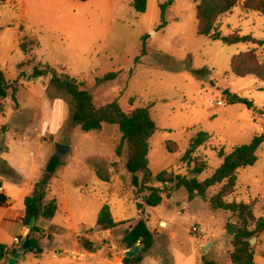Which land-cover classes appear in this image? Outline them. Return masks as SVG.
I'll list each match as a JSON object with an SVG mask.
<instances>
[{
	"label": "rangeland",
	"instance_id": "rangeland-1",
	"mask_svg": "<svg viewBox=\"0 0 264 264\" xmlns=\"http://www.w3.org/2000/svg\"><path fill=\"white\" fill-rule=\"evenodd\" d=\"M9 1L0 6V69L8 81L17 80L21 87L18 85L17 104L11 96L2 101L9 106V114L15 112L10 120L0 118V123L9 121L8 131L12 130L5 143L0 137V148L18 183L1 163L0 172L7 177L5 189L12 200H16L13 189L30 190L32 181L41 179L58 145L70 148L62 156L67 165L50 179L47 192V200H58L59 211L53 221L41 220L39 226L57 235L78 233L83 226L94 228L104 205H109L117 221H124L122 226H134L146 219L149 207L144 213L137 207L142 199L130 182L126 148L121 157L115 154L120 143L117 126L104 125L101 133H86L78 127L70 139L57 132V126L68 118L69 109L63 98L55 97L49 76L30 79L36 63L49 64L83 82L97 107L117 101L125 113L149 108L159 129L150 139L148 155L154 175L173 170L204 181L222 164L219 150L228 154L264 134V82L253 76L237 77L230 66L234 55L249 50H254L264 63V46L226 45L198 35L196 6L200 0H148L145 13L135 11L132 0ZM243 1L219 18L217 30L223 36L238 33L264 40V15L245 12ZM167 2L166 26L159 29L161 5ZM21 27L23 34L38 43L28 56L19 48ZM143 41L147 44L145 55L141 54ZM24 60L26 66L20 68ZM108 73H117V77L102 81ZM234 95L238 96L235 101ZM217 101H225L224 106L216 105ZM21 106L27 110L16 112ZM1 110L3 115V107ZM199 132L208 133L211 139L196 153L198 162L206 163L207 169L195 175L194 165L180 163V159ZM170 143L177 146V152L167 150ZM257 156L254 166L239 171L237 189L227 202L249 205L256 220H264V144ZM101 161L108 165L109 182L97 177L96 166L104 168ZM220 188H210L208 199ZM185 205L186 209L180 211ZM149 209L151 214L153 210L175 222L178 234L176 239L162 242L158 256L147 257L150 264H168L165 256L169 264H202L204 256L218 264L231 263L234 235L241 226L238 215L214 211L208 200L198 196L190 202L185 188L173 191L159 207ZM2 212L0 208V215ZM16 222L18 219L5 229L0 227L1 241L10 247H16L14 238L21 230ZM249 228L253 230L255 224L250 223ZM96 233L93 240L100 249L116 241L115 231L112 237L99 228ZM118 233L123 237V229ZM195 236L203 237L204 243L211 242L210 246L200 247ZM252 239L254 264H264V230ZM117 244L122 245V239ZM51 255L52 250L45 249L43 257L51 260Z\"/></svg>",
	"mask_w": 264,
	"mask_h": 264
},
{
	"label": "trees",
	"instance_id": "trees-1",
	"mask_svg": "<svg viewBox=\"0 0 264 264\" xmlns=\"http://www.w3.org/2000/svg\"><path fill=\"white\" fill-rule=\"evenodd\" d=\"M86 2L88 0H77ZM241 0H200L196 6L197 34L213 41L221 40L226 45L238 43H253L261 47L264 46V40H257L252 36H242L240 34L223 36L217 30V22L220 17L231 13ZM148 0H132V7L138 13H145L147 10ZM170 2L161 5L162 23L159 29L166 26L164 13ZM243 8L245 12L254 11L264 15V0H244ZM146 36H144L143 40ZM38 46L37 40L27 35L20 38L19 48L26 54L30 55ZM146 42L143 41L141 54H146ZM25 61L19 64L24 67ZM231 72L240 78L253 76L264 82V63L260 62L254 50L236 54L231 59ZM50 77V87L55 90V97L60 96L66 102L69 109V116L64 122L61 133L70 139L76 128H80L86 133L99 132L104 125L117 126L121 135L120 143L115 150L117 157H121L124 148H126V169L130 174V182L134 190L142 199V204H138L139 210L144 213L145 207H158L165 199H169L173 191L185 188L188 197L192 200L195 197H201L208 200L212 210L230 211L239 216L241 226L238 228L233 239V250L230 253V264H254V251L251 248V239L264 230V220H256L251 207L243 203L227 202L237 189L238 175L241 169L254 166L258 161V150L264 144V134L256 135L251 143L235 147L230 153L226 154L222 150L218 151V156L222 158V164L214 174L199 181L196 178H189L185 175L175 174L173 170L162 171L154 175L149 168L148 155L150 151V139L159 130L156 123L150 115L149 108H136L130 113H125L117 101H113L104 106L97 107L94 104L92 93L85 88L83 82L69 74L58 71L49 64L36 63L33 67V73L30 75L31 80L42 77ZM117 77V73H108L103 80L111 81ZM100 82L101 80H97ZM19 82L16 80L10 82L7 80L4 72L0 69V103L9 96L17 104L16 93L18 92ZM233 101L235 99L233 98ZM251 106V103H248ZM0 108V114H1ZM8 131L7 126L1 128L2 135ZM2 141L5 143L2 136ZM211 136L205 132H199L191 139L190 145L180 163L194 165L192 174L200 175L207 169L206 163H199L197 150L204 146ZM177 146L170 143L167 150L170 153L177 152ZM4 152L0 148V153ZM5 170L11 173L12 180L18 183V178L11 166L4 160H0ZM104 168L96 166L97 177L103 182H109L110 176L107 163L101 161ZM65 165V160L58 153H53L47 162L41 179L35 184L33 192L24 200L25 217L23 224L29 227L31 220L34 225L27 235L22 254L31 253L40 255L43 253L41 245V235L43 230L38 226L39 220L50 221L58 211L56 200H47V192L50 186V179ZM4 173L0 172V177ZM5 175V174H4ZM170 185V186H168ZM221 186L220 190L214 196L208 199L207 192L210 188ZM2 182L0 181V190ZM9 198L0 192V206L7 204ZM250 223L255 224V228H249ZM97 227L100 231H112L119 227L121 223H116L113 219L109 205H104L99 212ZM90 231H93L91 229ZM21 241L23 238H20ZM155 233L152 232L147 224L146 219H140L134 226L129 227V232H125L122 238V244L126 249H130L139 244L141 252L133 258L124 257L125 264H143L144 255L153 247ZM81 248L88 252H96L100 248L95 242L86 238L84 235L79 236ZM20 249L16 246L7 249L5 245H0V264L9 260L12 255ZM164 259L170 263L168 257ZM202 264H218L214 260H207L205 256Z\"/></svg>",
	"mask_w": 264,
	"mask_h": 264
},
{
	"label": "crops",
	"instance_id": "crops-1",
	"mask_svg": "<svg viewBox=\"0 0 264 264\" xmlns=\"http://www.w3.org/2000/svg\"><path fill=\"white\" fill-rule=\"evenodd\" d=\"M5 2L10 3L9 0H5ZM23 28L24 27L20 28L21 33L19 36V41H20V38L22 36H24V35L29 36L26 33L23 34V32H24ZM24 55L28 56L29 54L28 55L24 54ZM19 85L21 87V83H19ZM2 107H3V115L0 114V118L8 119V117H9L8 120H10V118L12 119L13 114L15 112V109L11 114H9V112H8L9 106H6V104H3V102H2V104H0V108H2ZM12 107H14V106L12 105ZM26 110H27L26 108H23L21 106L18 110H16V112L22 113L23 111H26ZM65 121H63L61 124H59L57 126V132L61 133V129H62V126H63ZM9 123H10L9 121L4 122V123H0V137L3 136L5 142H6V138H7L8 134L11 133L12 130L7 131V133L5 135H2L1 128H2V125L7 126ZM103 129H104V126H103ZM97 133H101V131H99ZM47 136H48V134H47ZM120 138H121V135H120ZM2 155L3 154L0 153V160L6 161ZM66 165H67V161L65 159V165L63 167H65ZM59 171L57 173H59ZM6 180H7V177H4V176L0 177V181L2 182V189L0 190V192L4 193L9 198L6 205L0 206V208L4 209V212H2V214L0 215V227L3 226V229H5L6 226H9V223H12L13 221H16L18 219V222H16V223H18L21 226V230H20L19 236L15 237V238H24L26 231L28 229V227H26L23 224V219L25 217L24 200L28 195H30L33 192L35 184L37 183V180L32 181L31 186H30V190H29V188L26 189V188H21V187H19L17 189H13V192L16 194L15 195L16 200H14V201L12 200V198L9 196V193L5 189V181ZM51 200L57 201L58 211H59L58 200L57 199H51ZM51 200H48V201H51ZM189 201L191 202L190 199H189ZM186 207L187 206L185 205L184 207H182L180 209V211H182V210L184 211L186 209ZM149 208L155 209L156 207H149ZM149 208L147 210H145L146 211L145 218L147 220V224H148L149 229L155 233V239H154L153 247L144 255L143 264H150L147 261V257L149 255L158 256V251L161 248V244L163 241L165 242V240H167L169 242V241L174 240L178 237V234L176 232V226L177 225L175 224V222L164 219L165 217L163 215L156 214L153 212V210H152V214H151L149 212V211H151V209H149ZM58 211H57V213H58ZM180 211L178 212V214H180ZM141 214H142V212H141ZM56 215H55V217H56ZM54 218L52 220H50L49 222L53 221ZM113 219L116 223L124 222V221L119 222L114 217H113ZM41 220L38 221V226H39V223ZM196 225H198V224H196ZM50 226H53V225L50 224ZM95 226H97V225H95ZM95 226H94V228L91 227L90 229H87L86 227L83 226L81 231H79L78 233L77 232H73L72 234H67V233L61 234L60 233L59 235L53 233L52 231H49L48 229H46L44 227L39 226L43 230V233L41 235V238H42L41 239V245L43 247V253L40 255H37V256L33 255L31 253L21 254L17 260V264H29V263L30 264H125L124 263L125 252L129 249H126L123 246V244L118 246L117 242H120L121 239L123 238L122 235H120L118 233V231H120V229H123V231L125 233L127 230H129L130 226L129 225L128 226L120 225L116 229H114L112 231H108L107 234H108V236L111 235V237L115 231L116 234H114V235L116 236L117 242L111 240L110 243H106L105 246L102 248V249H104L103 252L100 254L98 253V251H100L102 249H99L96 252H88V251L82 250L80 245H79V236H81V235H84L86 238L94 241L93 237H95L97 235L96 231L98 228V227L95 228ZM199 228L201 229L200 226H199ZM91 229H93V231H90ZM63 232H67V231H63ZM195 237H196V239L200 240V242H201L200 247L202 245L211 244V242H205L204 243L203 237L202 238H197V236H195ZM0 245H5L7 247V249L14 248V247L8 246L5 241H1V237H0ZM45 249L46 250H52L51 260H47L46 258L43 257ZM30 258H33L34 260H31L29 262ZM8 261L9 260L3 261V262H1V264H8ZM175 264H177L176 261H175Z\"/></svg>",
	"mask_w": 264,
	"mask_h": 264
},
{
	"label": "water",
	"instance_id": "water-1",
	"mask_svg": "<svg viewBox=\"0 0 264 264\" xmlns=\"http://www.w3.org/2000/svg\"><path fill=\"white\" fill-rule=\"evenodd\" d=\"M229 91L225 92V94H228ZM234 99H238V96L237 95H234L233 97ZM70 150L69 147H66L64 145H58V154L61 155V156H64L66 153H68ZM142 216H143V213H142ZM34 225V220L32 219L31 222H30V225L26 231V234L21 242V246H20V249L15 252L12 257L9 259L8 261V264H17V260L19 258V256L25 251V248H24V242H25V239L27 237V235L29 234L30 230L32 229ZM97 226H95L96 228ZM127 233L129 232V230L126 231ZM100 235H105V232H101ZM251 245H253L255 243V240L254 239H251L250 241ZM210 246V244H208V246L206 247V249ZM141 249L142 247L141 246H135L133 248H130L129 250H127L125 252V256L128 257V258H133L135 257L136 255H138L140 252H141Z\"/></svg>",
	"mask_w": 264,
	"mask_h": 264
},
{
	"label": "built area",
	"instance_id": "built-area-1",
	"mask_svg": "<svg viewBox=\"0 0 264 264\" xmlns=\"http://www.w3.org/2000/svg\"><path fill=\"white\" fill-rule=\"evenodd\" d=\"M5 2V0H0V6H1V4L2 3H4ZM224 103H225V101L223 102V101H217L216 102V105H218V106H224ZM195 231L197 230L196 228L194 229ZM15 244H16V246H21V239L20 238H15ZM136 246H140L139 244H137Z\"/></svg>",
	"mask_w": 264,
	"mask_h": 264
}]
</instances>
